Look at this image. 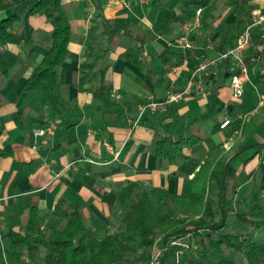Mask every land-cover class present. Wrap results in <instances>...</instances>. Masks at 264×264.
Returning <instances> with one entry per match:
<instances>
[{
	"label": "crops",
	"instance_id": "1",
	"mask_svg": "<svg viewBox=\"0 0 264 264\" xmlns=\"http://www.w3.org/2000/svg\"><path fill=\"white\" fill-rule=\"evenodd\" d=\"M182 1L63 0L74 40L59 70V88L54 92L45 84L31 92L20 121L14 117L16 99L44 60L52 26L45 17L35 15L30 18L34 34L29 49L24 43L0 42V237L25 225L31 207H37L48 222L56 220L55 208L61 199L79 204L95 233H116L111 227L120 226L122 231L121 218L138 192H156L149 204L156 214L170 209L167 202L173 196L188 195L193 175L177 172L183 158L173 164L158 157L156 140L169 134L176 140L199 137L204 142L184 153L204 159L207 139L219 144L230 134L214 132L230 119L228 107L234 105L243 119L241 109H251L252 103L244 99L245 91L244 100L233 98L228 73L234 75L236 68L221 63L202 75L203 92L195 86L179 102L142 113L148 103L165 102L170 92L183 91L190 80L192 70L187 72L185 60L165 64L161 58L165 51H186L176 44L184 29L195 24L198 9L186 8ZM124 2L130 4L128 8ZM217 2L218 8L213 0L212 10H203L199 16L201 35L192 33L196 59H216V45L227 50L237 42V32L230 27L235 17L223 8L225 0ZM251 3L254 12L264 15V0ZM123 12L127 14L122 16ZM12 15L11 10H0V21ZM102 16L110 21L128 18L133 37L120 32L110 42ZM130 50L133 60L124 58ZM101 77L106 83L105 103L93 98ZM262 105L260 98L253 109ZM47 128L53 129L52 135L35 134ZM260 159L264 161L263 155ZM260 159L239 170L230 168V174L241 179L257 168Z\"/></svg>",
	"mask_w": 264,
	"mask_h": 264
},
{
	"label": "trees",
	"instance_id": "2",
	"mask_svg": "<svg viewBox=\"0 0 264 264\" xmlns=\"http://www.w3.org/2000/svg\"><path fill=\"white\" fill-rule=\"evenodd\" d=\"M62 1L0 0L1 11L13 12L12 16L0 21V42L24 43V48L29 49L34 34L30 18L35 15L45 17L52 26L48 37L50 46L44 60L35 68L16 99L18 111L14 117L18 121L31 92L45 84H49L54 92L59 88V70L67 60L69 44L74 40ZM182 3L186 8L202 11L213 8V0H183ZM225 5L235 17L230 27L236 30L238 40L252 25L256 7L251 0H225ZM19 12L24 13V16L19 15ZM126 14L123 12L122 16ZM130 24V20L125 17L110 21L102 16L104 35L110 42L120 32L133 37V32L129 30ZM202 30L205 31L204 26ZM252 40L253 49L246 53L245 60L248 63L250 83L263 100V105L243 119L235 112V106L230 105L228 114L231 123L224 129L217 125L214 131H230V134H226L224 141L219 144L207 139L208 152L204 159L184 153L204 142L199 137L176 140L173 134H169L155 142L158 157L173 164L183 158L177 172L187 177L193 175L188 195L173 196L170 209L160 216L153 214L149 207L156 192H138L121 218V233H105L101 239L86 224L79 204L61 199L55 208L56 220L51 222L40 215L37 207H31L25 225L18 229L12 228L0 237V264H143L153 260L157 246L163 250L160 264H263L264 161L260 158L264 143L258 142L257 137L264 128V31L254 30ZM193 51H165L161 58L165 64L174 59L185 60L186 70L190 73L202 60L207 59H196ZM224 51V45H216L215 52L218 55ZM134 57L132 50L124 55L126 59L133 60ZM220 64L218 62L216 66ZM225 64L227 68L230 66L229 62ZM228 76L232 75L228 73ZM105 95L106 83L101 77L100 86L93 95L94 101L105 103ZM232 126L235 128L232 129ZM230 140L234 143L230 151L226 152L224 144ZM252 149H256V152L245 166L256 158L260 162L255 170L245 176L249 179L254 177L255 189H251L253 195L248 199L246 209L239 210L233 207L230 193L237 191L243 180L232 176L230 168L234 159ZM257 170L261 173L259 180L256 178ZM232 217H237L246 227L244 233L232 232ZM186 238H191L190 247L172 245ZM6 244L12 249L8 250Z\"/></svg>",
	"mask_w": 264,
	"mask_h": 264
},
{
	"label": "built area",
	"instance_id": "3",
	"mask_svg": "<svg viewBox=\"0 0 264 264\" xmlns=\"http://www.w3.org/2000/svg\"><path fill=\"white\" fill-rule=\"evenodd\" d=\"M128 2H124V7H129ZM202 9L197 11V20L194 25H188L184 29V35L176 44V47L182 48L184 50H192L195 48V43L192 40V33L196 32L197 35H201V20L200 15ZM258 29L259 31H264V15L259 12H253V23L250 25L245 32L238 38L234 46L220 53L216 59H204L200 64L192 71L190 80L187 87L181 92H170L167 100L165 102H151L142 107V113H145L147 110L156 112L164 107L166 103L179 102L184 98L185 95L190 94L192 89L196 88L203 92L204 83L202 81V75L207 73L212 67L216 66L218 62L225 63L229 62L236 68V72L231 76V88L233 91V98L236 100L241 99L244 96V86L247 83H250L248 63L245 60L246 53L252 48L253 40L252 34L253 31ZM213 50V46L209 47ZM231 123L230 119H225L221 124V128H226ZM35 134L38 137L50 136L53 134L52 128L39 129L35 131ZM108 146V145H107ZM172 245L181 246L180 241L173 242ZM163 250L160 252V255L154 256L153 260L148 263L143 264H160V256H162Z\"/></svg>",
	"mask_w": 264,
	"mask_h": 264
},
{
	"label": "rangeland",
	"instance_id": "4",
	"mask_svg": "<svg viewBox=\"0 0 264 264\" xmlns=\"http://www.w3.org/2000/svg\"><path fill=\"white\" fill-rule=\"evenodd\" d=\"M217 3L218 2L216 0L215 8H218ZM223 8L226 9V6H224ZM231 35L233 36V34H231ZM257 48L261 49V47H257ZM252 49H253V44H252L251 50ZM244 91H245V98L244 99H246V101H249L250 103H252L251 109H246V108L241 109L243 112V115L247 116V115H249V113L251 111L256 110L253 108H255L254 106H257L259 104L260 97H259L258 93L256 92V90L254 89V87L252 86V84H248L246 87H244ZM244 99H240V100H238V102H240ZM257 141L260 143H264V128H262L261 131L259 132L258 137H257ZM233 143H234V141L230 140L227 143L228 145L224 146V148L226 149V152L230 151L231 147L233 146ZM255 152H256V149H252V150H249L246 153L242 154L240 157L234 159L232 161L231 168L234 171L239 170L240 167H243L245 165V163L254 156ZM262 155L264 157V150H263ZM245 177H247V176H244L243 178H241L243 180V182H242L240 188L237 191H232L230 193V199H232L234 201L233 207H235L236 209H239V210L246 209V206L249 203L248 199L250 198V196L253 195V193L251 192V189L252 190L255 189L254 177L252 176V177H250V179H249V177H247L245 179ZM260 177H261V173L259 170H257V175H256L257 180H259ZM263 202H264V199H263ZM167 204H168V206H170V204H171L170 200H169V202H167ZM150 211L153 214H155L154 210L150 209ZM160 213L165 214V213H167V211L165 209H163L160 211ZM161 214H159V215L161 216ZM230 224H231L233 233L240 234V233H244V231H246V227L240 222V220L237 217H232L230 219ZM111 228L110 229L112 232L116 231V233H118V234L121 233L120 226H113ZM95 234H96V237L98 239H101L105 235V232L98 230L97 233H95ZM190 240H191V238L190 239L186 238L184 240H181L180 241L181 246L184 245L185 247H187V246L190 247ZM5 247L8 250L12 249L11 246L8 244H6ZM161 251H162L161 247L157 246L154 250V256L160 255ZM162 257H163V254H162V256H160V258H162ZM263 264H264V261H263Z\"/></svg>",
	"mask_w": 264,
	"mask_h": 264
}]
</instances>
